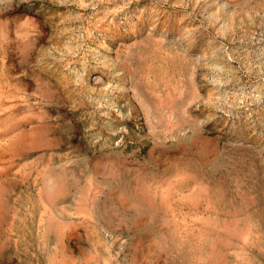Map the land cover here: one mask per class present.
Instances as JSON below:
<instances>
[{
	"label": "rangeland",
	"instance_id": "obj_1",
	"mask_svg": "<svg viewBox=\"0 0 264 264\" xmlns=\"http://www.w3.org/2000/svg\"><path fill=\"white\" fill-rule=\"evenodd\" d=\"M0 264H264V0H0Z\"/></svg>",
	"mask_w": 264,
	"mask_h": 264
}]
</instances>
